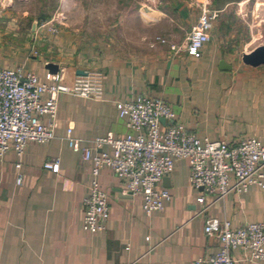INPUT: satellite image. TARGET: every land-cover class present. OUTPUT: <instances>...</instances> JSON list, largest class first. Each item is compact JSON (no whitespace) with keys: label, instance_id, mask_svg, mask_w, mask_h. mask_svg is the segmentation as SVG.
<instances>
[{"label":"crops","instance_id":"crops-1","mask_svg":"<svg viewBox=\"0 0 264 264\" xmlns=\"http://www.w3.org/2000/svg\"><path fill=\"white\" fill-rule=\"evenodd\" d=\"M17 1L24 0H0V66H19L50 82L56 73L47 64L53 62L68 85L80 71L98 69L104 94L92 99L60 93L55 137L30 143L21 158L9 150L0 160V264H194L220 248L204 232L207 218L230 220L234 227L264 221V189L258 185L221 199L207 195L209 207L201 212V190L190 185L188 161L177 159L161 182L173 196L150 215L142 195L130 194L126 180L103 167L99 181L109 196L110 218L106 229L87 231L84 202L94 163L70 146L67 133L72 127L81 146L96 152L97 137L129 132L116 101L150 96L168 101L176 121L201 139L264 142V63L243 61L244 53L264 44V0H116L113 10L102 5L107 16L118 15L115 22L90 26L50 17L57 32ZM205 6L218 17L202 56L174 53L169 43H185ZM99 151L112 148L104 144ZM56 158L58 172L44 167ZM233 255L236 264H264L247 259L242 248Z\"/></svg>","mask_w":264,"mask_h":264},{"label":"built area","instance_id":"built-area-1","mask_svg":"<svg viewBox=\"0 0 264 264\" xmlns=\"http://www.w3.org/2000/svg\"><path fill=\"white\" fill-rule=\"evenodd\" d=\"M217 17V10L205 6L197 23L188 32L185 43H169L161 36L156 39L169 43L174 53L185 49L199 58L210 41L209 31ZM49 23L51 21H44L42 25L49 26ZM48 28L52 32L58 31L53 25ZM34 53L39 54V51ZM60 93L101 99L104 72L87 69L83 74H77L68 85L62 82L58 73L51 76L50 82H44L33 72L24 73L19 66H0V160L9 150H14L21 158L30 143L45 144L55 137ZM116 108L119 116L126 120L129 132L119 137L112 133L97 137L94 140L96 152L90 147H82L81 140L72 136L73 128H67L70 146L82 152L83 160L94 163L89 195L84 202L85 230H104L110 218L109 196L99 181L103 167H109L125 179L130 194L142 195L143 209L149 215L163 210L166 202L171 200L172 192L161 182L173 171L177 159L188 161L190 185L201 190L197 198L203 205L201 212L209 207L207 195L221 199L230 192H247L252 185L264 189V142L259 138L243 137L236 141L201 139L176 121L175 110L162 97L143 96L116 101ZM104 144L110 145L112 152L99 151ZM16 167L21 169V160ZM44 167L58 172L60 161L58 158L47 161ZM22 182L23 175L19 173L17 184ZM204 232L215 236L220 248L214 254L198 258L194 264H236L233 255L236 248H242L247 259L264 262V221L234 227L230 220L209 217Z\"/></svg>","mask_w":264,"mask_h":264},{"label":"rangeland","instance_id":"rangeland-1","mask_svg":"<svg viewBox=\"0 0 264 264\" xmlns=\"http://www.w3.org/2000/svg\"><path fill=\"white\" fill-rule=\"evenodd\" d=\"M17 3L18 6H21V3H23L22 7L27 6L34 13L33 16L43 15L45 21H48L50 17H56L58 22L68 20L77 24L88 22L90 26L93 24L100 26L109 21L115 22L118 17L115 13L108 17L104 13L106 10L102 9V5H108L113 10L112 6H116V0H24ZM91 31L100 30L92 29Z\"/></svg>","mask_w":264,"mask_h":264},{"label":"water","instance_id":"water-1","mask_svg":"<svg viewBox=\"0 0 264 264\" xmlns=\"http://www.w3.org/2000/svg\"><path fill=\"white\" fill-rule=\"evenodd\" d=\"M36 25V23H34ZM243 61L246 64L252 65V66H259L264 63V44L257 46L253 51L249 53H244L243 54ZM47 68L50 70L52 73H57L59 70V67L57 64L50 62L47 64ZM80 74H83L84 71H80ZM165 119L162 118V122H164ZM167 178H164L165 180Z\"/></svg>","mask_w":264,"mask_h":264},{"label":"trees","instance_id":"trees-1","mask_svg":"<svg viewBox=\"0 0 264 264\" xmlns=\"http://www.w3.org/2000/svg\"><path fill=\"white\" fill-rule=\"evenodd\" d=\"M42 16H43V15L40 16L41 20L45 19V17H44V16L42 17Z\"/></svg>","mask_w":264,"mask_h":264}]
</instances>
